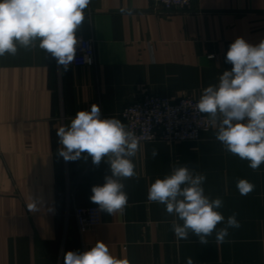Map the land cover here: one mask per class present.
I'll return each instance as SVG.
<instances>
[{"label":"crops","instance_id":"obj_1","mask_svg":"<svg viewBox=\"0 0 264 264\" xmlns=\"http://www.w3.org/2000/svg\"><path fill=\"white\" fill-rule=\"evenodd\" d=\"M76 36L93 40L94 66L64 71L38 46L0 56V264H64L67 251L97 241L130 264H264V163L254 171L226 152L215 128L199 142L140 143L132 158L137 176L122 181L123 213L101 210V225L83 234L73 210L99 207L91 188L105 183L110 165H94L86 153L65 161L56 135L92 104L102 118L121 120L126 106L147 94L199 100L231 70L225 57L237 37L264 39V0H199L169 14L153 0H91ZM183 165L206 176L204 193L222 199L225 219L236 214L240 227L223 242L215 232L208 244L191 233L178 239L175 217L148 200L149 186ZM241 179L255 185L247 195L237 189Z\"/></svg>","mask_w":264,"mask_h":264},{"label":"clouds","instance_id":"obj_2","mask_svg":"<svg viewBox=\"0 0 264 264\" xmlns=\"http://www.w3.org/2000/svg\"><path fill=\"white\" fill-rule=\"evenodd\" d=\"M91 0H0V56L15 55L19 47H39L67 71L77 51L76 30L85 20V10ZM231 70L223 71L215 85L206 87L197 110L206 114L215 138L223 149L248 161L254 171L264 163V39L252 44L237 37L226 53ZM90 62V61H89ZM59 155L65 161H75L86 153L94 165L106 159L111 175L103 185L91 188V202L110 215L123 213L128 204L124 179L137 176L132 158L139 150L140 140L120 119L102 118L101 109L92 104L89 110L77 111L68 125L57 129ZM152 156H158L153 149ZM206 176L190 170L187 165L173 166L169 175L157 178L148 188L151 202L165 205L175 219L172 229L178 239L189 233L208 244L214 232L223 242L230 228H239L236 214L225 217L218 209L221 198L210 199L204 193ZM255 185L239 180L241 195L253 191ZM179 221V222H178ZM224 227L217 230V225ZM64 264H130L128 258L111 254L103 241L89 250L67 251ZM187 264H193L188 258Z\"/></svg>","mask_w":264,"mask_h":264},{"label":"built area","instance_id":"obj_3","mask_svg":"<svg viewBox=\"0 0 264 264\" xmlns=\"http://www.w3.org/2000/svg\"><path fill=\"white\" fill-rule=\"evenodd\" d=\"M153 1L164 13L169 14L190 10L199 0ZM77 40L76 56L69 67L94 66L96 51L93 40ZM197 102L198 99L192 95L172 100L156 94H147L126 106L121 114V122L136 134L140 143L199 142L211 130L212 125L208 116L197 110ZM72 215L80 234L102 223L101 209L96 206L76 207Z\"/></svg>","mask_w":264,"mask_h":264}]
</instances>
